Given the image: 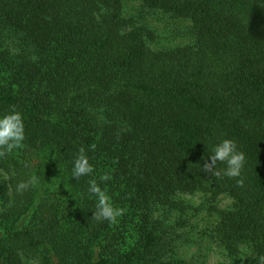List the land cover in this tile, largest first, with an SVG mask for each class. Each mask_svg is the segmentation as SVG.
I'll use <instances>...</instances> for the list:
<instances>
[{"label":"trees","instance_id":"obj_1","mask_svg":"<svg viewBox=\"0 0 264 264\" xmlns=\"http://www.w3.org/2000/svg\"><path fill=\"white\" fill-rule=\"evenodd\" d=\"M139 1L141 23L123 0H0V116L20 112L26 136L0 158V264L148 263L155 208L199 190L236 203L224 245L264 256V0ZM144 11L187 23L192 45L154 51ZM224 139L245 157L237 178L204 171ZM81 149L95 171L75 181ZM92 179L116 223L91 219Z\"/></svg>","mask_w":264,"mask_h":264},{"label":"rangeland","instance_id":"obj_2","mask_svg":"<svg viewBox=\"0 0 264 264\" xmlns=\"http://www.w3.org/2000/svg\"><path fill=\"white\" fill-rule=\"evenodd\" d=\"M141 9L139 0H123L121 14L125 19H137ZM143 18L142 21L157 35L149 44L154 51L192 45L184 34L187 23L160 11H144ZM3 187L5 178L0 173V190ZM173 199V207L158 206L153 211L152 259H148V263L142 261L137 264H154L156 260L157 263L176 264H258L249 243H239L231 251L219 237L220 212L234 209L236 205L231 196L226 193L214 196L207 190H199L175 195ZM1 201L0 197V205ZM22 259L25 264H37L33 259Z\"/></svg>","mask_w":264,"mask_h":264},{"label":"clouds","instance_id":"obj_3","mask_svg":"<svg viewBox=\"0 0 264 264\" xmlns=\"http://www.w3.org/2000/svg\"><path fill=\"white\" fill-rule=\"evenodd\" d=\"M25 139V125L20 112L13 109L0 116V158L23 148ZM90 149L95 150V145H90ZM244 160L245 157L238 150L236 142L224 139L214 147L213 154L209 156V162L204 165V171L212 173L213 176H219L221 173L215 170L219 162L226 164V168L223 170L225 176L237 178L241 175ZM94 171V166L89 163L84 149H81L73 161L72 179L79 181L82 177L92 175ZM109 179L108 175L100 177L101 182H107ZM37 181L38 178L33 175L27 183L21 182L17 186V190L23 191ZM237 183L243 185L242 180H238ZM87 194L96 200V211L93 212L91 219L116 223L117 218L123 215L124 210L113 206L110 196L95 179L88 182ZM258 264H264V256L258 257Z\"/></svg>","mask_w":264,"mask_h":264}]
</instances>
